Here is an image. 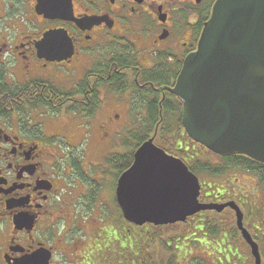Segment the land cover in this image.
<instances>
[{"label": "flooded vegetation", "instance_id": "flooded-vegetation-1", "mask_svg": "<svg viewBox=\"0 0 264 264\" xmlns=\"http://www.w3.org/2000/svg\"><path fill=\"white\" fill-rule=\"evenodd\" d=\"M215 1L0 0V264L215 262L197 238L172 256L116 198L135 129L162 128L181 104L169 89ZM188 144L190 167L201 152ZM212 155L226 169L196 174L200 202L217 206L179 224L224 227L229 264H255L238 207L264 264V182Z\"/></svg>", "mask_w": 264, "mask_h": 264}, {"label": "water", "instance_id": "water-1", "mask_svg": "<svg viewBox=\"0 0 264 264\" xmlns=\"http://www.w3.org/2000/svg\"><path fill=\"white\" fill-rule=\"evenodd\" d=\"M169 90L182 101L181 121L190 138L218 155L264 163V0H216L197 49L185 57ZM199 192L197 176L153 138L136 149L116 186L124 219L136 225L185 221L217 206L199 202ZM242 233L259 264L256 244Z\"/></svg>", "mask_w": 264, "mask_h": 264}, {"label": "trees", "instance_id": "trees-1", "mask_svg": "<svg viewBox=\"0 0 264 264\" xmlns=\"http://www.w3.org/2000/svg\"><path fill=\"white\" fill-rule=\"evenodd\" d=\"M156 112L150 113L149 116L151 118V115L154 116ZM180 104L175 107L173 112L168 113V123L165 124L162 128L157 129V141L158 143L165 148L168 152L171 153H182L180 147V143L184 144L186 142H190L191 140L186 136V133L184 132L181 122H180ZM155 129L152 128H140L135 129L134 136H135V147L141 144L144 140H146L150 135L153 134ZM136 137H138V141H136ZM177 140H180L179 144L177 143ZM191 144H194L190 142ZM198 145V144H197ZM200 147V152L204 151V148ZM190 148L189 144H187V149ZM133 151H130L128 154H126L128 162L132 161ZM226 162H230L232 164H241L244 165L245 168L254 170L258 172L262 178V181L264 182V164L255 162L245 156H228L224 158ZM191 169L194 170L197 173H203L208 176H214L217 173H221L226 169V167H223L219 164L215 165L210 163L207 160L203 159H195L191 163ZM123 170V169H121ZM220 229V226L215 225V231H218Z\"/></svg>", "mask_w": 264, "mask_h": 264}, {"label": "rangeland", "instance_id": "rangeland-1", "mask_svg": "<svg viewBox=\"0 0 264 264\" xmlns=\"http://www.w3.org/2000/svg\"><path fill=\"white\" fill-rule=\"evenodd\" d=\"M138 139L139 138L136 137V141H138ZM85 142H86V140H84V142L82 144V149H83V147L86 146ZM179 142H180V140H177L178 144H179ZM62 146H65V145H62ZM180 146H182L181 143H180ZM211 159L216 160L217 158L214 156H211ZM247 178H249L247 182L251 183L252 177H247ZM195 220L196 219H193V221H195ZM203 225L206 226V223L200 222L198 224V228L203 231V232H198V234L199 233H203L204 235L208 234L209 237L208 236L204 237L203 235H197L195 238L201 239V241H204V240L209 241V242H207V244L205 243L204 246H208L209 248H211V246L214 247L213 249L216 251L215 256H216L217 264H229V259H228L227 255L223 251H220L216 248V247H218V248H221L222 250H224L223 248L225 247L226 238H224V239L220 238V236L224 234V230L220 229L219 233L218 232L212 233V232L208 231L207 229H204ZM178 230L180 231L178 242L181 243L182 246L189 247L191 245L190 240H194V235L197 232V229L196 230L188 229V230L184 231V226H182L181 228L177 226L176 228L168 230L169 236H175L174 232H177ZM211 240L214 243H217V242H219V243L214 244ZM168 246H170V247L173 246V241L171 240V238H169V245ZM204 246L202 245L201 248H203ZM228 249H229V247L226 246L225 252ZM206 250H207V252H210L208 249H206ZM173 251H176V249H170V252H169V254H172V256H173ZM202 253H203V249H202Z\"/></svg>", "mask_w": 264, "mask_h": 264}]
</instances>
